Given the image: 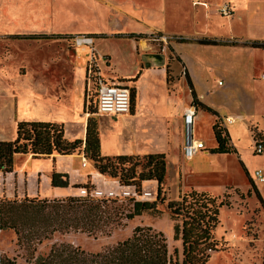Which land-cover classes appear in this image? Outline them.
<instances>
[{"label": "rangeland", "instance_id": "obj_1", "mask_svg": "<svg viewBox=\"0 0 264 264\" xmlns=\"http://www.w3.org/2000/svg\"><path fill=\"white\" fill-rule=\"evenodd\" d=\"M169 1L171 3L170 8L180 7V0ZM184 1L190 3L191 6L200 7L202 11L207 10V7H209L212 15L209 16L218 21L221 17L232 18L231 31L228 26L227 28L219 29L215 27L214 29L215 32L229 34L215 37L218 40L225 41L228 45L216 47L203 45L200 42H198L200 44L185 43L183 45L180 40L199 41L205 37H213L199 33L195 27L185 25H180V29L183 28L191 35L180 34V30H177L179 26L176 27V23L175 28L177 29L174 32H161L155 29L143 30L150 31L154 35L150 36L147 33V35L142 36L144 38L142 42L144 48L142 49L143 51L164 55L170 84L174 81L178 83L177 79L180 77V87H177L180 90L177 91V94L183 100L190 97V93L185 92V89L188 92H190V89L186 87L187 85L185 86V83H181L184 80V71L187 70L186 62L180 60L184 55L181 49L183 47L197 48L192 54L198 60L197 66L193 67L194 74L198 81H201V73L204 74V78L207 77L208 86L212 88L211 92L204 93L206 102L219 108L223 114L228 115L233 111V113L240 112L244 115L243 118L235 119L232 123L226 122V125L233 135V141L247 168L241 162L239 165L238 158L234 153H226V155L207 154L205 151H201L190 160L185 158H180V160L179 156L183 157L182 148L179 150L178 135L173 128L174 134L171 135L169 145L170 154L165 153L167 162L166 179L161 185L160 197H164V201L158 204L157 209L153 211L146 210L142 215L130 219L127 215L133 210L132 203L117 202L111 206L114 209L116 208L117 214L111 212L112 210L110 211L115 221L110 225L109 233H98L96 236L80 232L55 233L51 238L32 246L24 242H18L13 229H2L3 231L0 233V259L10 258L15 259L19 264H27L26 258L29 257L30 253L35 257L46 255L54 243H71L88 252H99L128 238L133 234L134 229L141 225L152 226L154 229L163 232L167 238L169 252L172 254L174 249L178 248L181 260L182 240L174 239L175 221L171 218L167 203L179 199L184 193L200 188L201 190H196L206 191L210 195L218 196L219 200L224 199L227 193V199L231 203L230 206L224 205L220 208V222L214 230V236L219 241V250L211 252L210 259L206 264H264V182L255 180L253 183L250 176L253 170L264 168V152L255 154L254 151L256 142H262L264 146V81L260 76L264 70V48L252 46L254 41H264V11H258V7L261 5L258 6L256 0H252L253 4L246 10L239 7V4L235 2L236 0ZM89 2V18L86 22V28L89 31L100 33V35H96L97 50L95 54L100 57V51L105 50L112 56L113 65H117L123 70L131 68L133 66V60L129 57L132 52L131 45L125 37H120L117 33H125L133 29H140L142 25L145 26L143 24L145 21L143 14H140V12L158 6L157 1L89 0ZM224 7L228 8L229 14L226 15L223 12ZM246 15L254 16L257 20L252 21ZM239 17H242V21L239 20ZM169 21L171 24L175 22L172 19ZM202 31H208V28L205 27ZM106 35L115 37H103ZM70 48L74 49L71 45ZM0 49H4L5 52L10 50L7 44L3 45L2 43H0ZM52 51L53 49L44 51L43 55H45V52L46 55L51 54ZM87 53L86 47L76 50V56L79 58L77 63L80 66L86 65ZM224 66L232 69L230 71L222 70ZM14 75H18V73ZM14 75H2L0 72V77L2 76L5 80L8 77L10 85L16 87L17 78ZM222 82H224V85H219ZM18 84L20 83L18 82ZM127 85L133 87L134 83ZM169 88L170 90L173 89L171 85ZM17 97H19V94L15 88L10 90V88L3 87L0 84V140L15 138L17 120L26 112L24 110L25 104ZM92 97V105L90 104L88 107L90 113L95 112L94 96ZM90 116L99 121V126L104 131L118 128L112 123L115 117H100L95 114ZM213 116V124L219 119L221 125L225 127V120L220 116ZM211 122L212 120L208 116H202L195 125V137L202 139L206 146L215 143ZM163 125L160 124V127L153 128V124L145 125L142 122L141 126H137L133 130V135L130 136L131 128H134V125L123 122L122 135L129 136V138L152 136L154 141H158L162 146H167ZM79 131V128L75 125L67 129L69 136L77 134ZM207 150L210 151L209 147ZM214 155L221 156L214 158ZM138 157L141 162L137 166V171H146L145 155H138ZM62 159H65L61 162L62 165L75 169L79 162L81 165L82 161L81 158L71 156ZM90 162L93 164L91 160ZM61 163L59 162V166H61ZM89 168L91 169V167ZM180 168L183 173L185 170L190 171L193 169L192 172H188V175L185 173L186 186H183V173ZM186 176L189 182L186 180ZM108 180V183L100 181L98 188L104 191L109 189L121 190L116 179L108 176ZM87 182L91 184L90 181ZM78 185L80 184L74 185L75 188L73 187L72 191L78 193L80 187ZM142 185V189L150 190L153 193L157 191V184L154 181H144ZM44 188L46 189V186ZM256 189L259 191L260 196L256 194ZM33 247H35V250H33Z\"/></svg>", "mask_w": 264, "mask_h": 264}, {"label": "crops", "instance_id": "obj_2", "mask_svg": "<svg viewBox=\"0 0 264 264\" xmlns=\"http://www.w3.org/2000/svg\"><path fill=\"white\" fill-rule=\"evenodd\" d=\"M155 1H157L156 4L158 6H153L150 10L147 9L140 12V14H143L145 20L143 24L146 27L142 25L140 29L117 33L120 37H125L132 48L129 57L133 60V66L127 70H123L117 67V65L112 64V56L108 52H105V50L100 51V57L95 54L97 50L96 35H100V33L89 31L86 28V22L89 18V0H0V43L3 45L7 44L10 48L7 52L4 49H0V72L2 75H14L18 73V75H14L17 78L16 87L10 85L8 77L5 80L1 76L0 84L3 87L10 88V90L15 88L19 94L17 98L25 104L24 110L26 112L17 121L41 120L63 124L66 138L72 141L77 138L85 139L87 122L91 114L100 117H115L112 123L114 126H118V128L105 131L100 128L99 121L93 117L99 126L101 154L103 156L146 155L151 153H166L169 155V145L171 135L174 134L172 130L174 128L178 135L177 144L179 145V150L182 148L183 154V157L180 155L179 159H187L183 153L184 127L182 119L185 109L193 103V88L199 101L211 107L217 113L212 114L208 110L198 106L195 125L197 120L201 119L202 116H208L212 120L211 125L213 130V115L216 117L220 116L225 120V128L231 138L230 143L236 149V152L232 153L237 156L239 165L241 162L247 168L233 141V135L226 125L228 118H232L234 121L235 119L243 118L244 115L240 112L233 113V111L228 115L223 114L219 108L206 102L204 93L211 92L212 88L208 86L207 77L204 78V74L201 73V81H198L194 74L193 67L197 66L198 60L192 54H194L193 52L197 48L183 47L181 49L184 55L180 60L186 62L187 68L184 71V80L181 83H185V86L187 85L186 87L190 89V92L185 89L186 93H190V97L181 100L177 94V91L180 90L177 89L178 86L180 87V77L176 78L178 83L174 81L170 84L168 67L164 55L143 51V37L125 35L128 33L144 34V36L147 33L150 36L154 35L150 31H143L145 29H155L168 33L174 32L177 29L175 28V24L177 23L176 27L179 26L177 30H180V34H189L183 28L180 29V25H185L195 27L199 33L215 38L217 36L229 35L215 32L214 29L215 27L220 29L227 28L228 26L231 31V27L233 26L232 18L221 17L220 21H218L210 17L212 15L210 14L211 9L209 7H207V10L202 11L200 7L191 6L190 3H186L184 0H180L179 8H176V6L170 8L171 3L169 0ZM235 2L244 10L253 4L252 0H236ZM255 2L258 6L261 5L258 7V11H264V0H256ZM246 17L252 21L257 20L254 16L246 15ZM241 18L239 17L240 21H242ZM170 19L175 22L171 24ZM205 27L208 28V31L203 32L202 29ZM30 34H46L48 37H17V35ZM77 34L94 35V57L97 61L98 70L104 79L108 82L125 85L134 83L135 97L129 113L99 115L96 112H89L88 107L91 98H93L92 96H94V102H96V95L93 93L95 89L91 85L88 76L91 50L89 47H86L88 50L86 65L80 66L77 63L79 58L76 56V50L83 46L74 45L73 37ZM103 37L115 36L106 35ZM180 43L185 45V43L194 44L198 43V41L180 40ZM69 44L74 49L70 48ZM202 44L216 47L228 45ZM46 49H53V51L51 54L46 55L45 52V55H43V52L47 51ZM230 69L232 68L224 66L222 70L230 71ZM263 72L264 70L260 76L264 81L262 78ZM133 78H136V80H130ZM189 80L191 81L192 88ZM170 85L173 88L172 90L169 88ZM219 85H224V82L219 83ZM189 100L190 102L188 103ZM123 122L134 125V128H131L130 136L133 135V130L137 126H141L142 122L145 125L153 124V128H158L160 124H164L163 131L167 146H162L158 141H154L152 136L146 138H144L145 136H139L138 138L123 136ZM73 125L77 126L80 131L77 134L69 136L67 129ZM215 146H217L216 139L213 145L206 146L205 144V147L199 152L205 151L207 154L211 153L207 150L208 147L211 149ZM70 156L82 159V156H84L83 147L76 153L59 154L55 152L50 156L39 158H35L31 154L15 155L14 170L7 173L0 171V199H22L25 196L52 199L79 195V192L72 191L76 184L84 185L87 181H90L93 187H98L100 181H103V183L109 182L108 176L101 174L90 161H88L86 166H82V161L81 165L79 162V166L77 165L76 169L62 165L61 162L65 160L62 158ZM220 156L214 155V158H219ZM59 162L61 166H59ZM255 170L250 175L253 181H255ZM54 171L67 173L70 185L68 187L52 186L51 174ZM192 171L193 169L190 171L185 170L183 173L181 170L183 173V186H186L184 180L185 173L188 175V172ZM154 182L157 184L156 181ZM45 186L46 189L44 188ZM198 190L201 189L199 188Z\"/></svg>", "mask_w": 264, "mask_h": 264}, {"label": "trees", "instance_id": "obj_3", "mask_svg": "<svg viewBox=\"0 0 264 264\" xmlns=\"http://www.w3.org/2000/svg\"><path fill=\"white\" fill-rule=\"evenodd\" d=\"M90 35L94 37L93 34ZM125 35L144 36L136 33ZM21 36L48 37L46 34L17 35V37ZM198 42L228 44L216 38L206 37ZM252 46L264 48V41H254ZM90 82L95 89L96 77L90 76ZM189 84L192 88L190 80ZM130 89L133 102L135 88ZM93 93L95 94V91ZM192 95L193 103L197 107L200 106L212 114H217L214 109L199 101L193 88ZM90 104L92 105L91 100ZM94 106L96 112L95 102ZM213 132L217 146L210 149L211 153L236 152L235 147L230 143L231 138L227 129L221 125L219 119L213 124ZM82 147L84 155L93 162L94 167L101 174L119 180L122 185L135 186L141 190L144 181L157 182L156 198L134 201L133 210L127 215L128 218L140 216L146 210L153 211L157 209L159 203H163L164 197H160V194L167 173L165 154H146V171L141 172L137 171V166L141 162L138 155L103 156L99 126L93 117L88 119L85 139L77 138L72 141L66 138L63 124L41 120L18 121L15 138L0 140V171L12 172L17 154H31L39 158L50 156L55 152L76 153ZM51 184L68 187L69 175L54 171L51 174ZM78 186L93 187L89 182ZM255 192L260 196L257 189ZM227 197L226 193L225 198L219 200L218 196L193 189L182 194L179 199L168 201L167 208L175 221L174 239L182 240L181 260L178 248H175L172 254L169 252L167 238L163 232L152 226L139 225L131 236L99 252H88L71 243H54L46 255L35 257L30 253L26 261L27 264H206L211 252L219 250V241L214 236V230L220 222V208L231 205ZM114 203H117L115 199H101L90 195H69L52 199L38 196H25L22 199L2 198L0 200L1 232L2 229H13L18 242L31 246L51 238L55 233L80 232L94 236L98 233H109L110 225L115 221L111 215V212H116V208L111 207ZM0 264L19 263L15 259L4 258L0 259Z\"/></svg>", "mask_w": 264, "mask_h": 264}, {"label": "built area", "instance_id": "obj_4", "mask_svg": "<svg viewBox=\"0 0 264 264\" xmlns=\"http://www.w3.org/2000/svg\"><path fill=\"white\" fill-rule=\"evenodd\" d=\"M223 12L227 15L230 13L227 7L223 8ZM73 43L76 46L89 47L91 50V57L89 60V80L90 76L96 77V113L100 115H111L118 113H129L132 107L131 89L128 85L108 82L102 77L98 70L97 61L94 57V37L90 34H77L73 37ZM264 79V72L262 73ZM198 107L192 103L184 111L183 127H184V145L183 153L187 159H191L197 152L205 147L203 140L195 137V121ZM232 122V118L227 119ZM255 153H263L264 146L262 142H257L254 148ZM88 158L82 156V166H86ZM254 179L259 182H264V169L258 168L254 171ZM117 180V179H116ZM119 183L121 190L109 189L104 191L98 187L80 186L79 195L88 196L101 199H115L117 202H131L154 200L156 193L150 190L138 189L135 186H126ZM1 232V227H0Z\"/></svg>", "mask_w": 264, "mask_h": 264}]
</instances>
